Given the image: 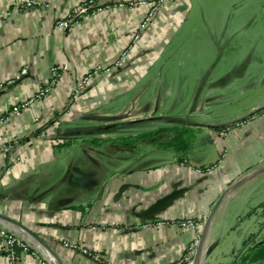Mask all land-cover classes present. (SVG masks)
I'll return each mask as SVG.
<instances>
[{"label": "crops", "instance_id": "obj_1", "mask_svg": "<svg viewBox=\"0 0 264 264\" xmlns=\"http://www.w3.org/2000/svg\"><path fill=\"white\" fill-rule=\"evenodd\" d=\"M29 1L0 0V229L28 243L30 250L20 251L21 264H41L48 257L54 264H171L191 245L192 261L200 253L198 264L212 263L225 232L218 224L213 230L215 219L221 209L220 216H228L223 204L247 202L264 176V100L236 115L219 113L215 121L214 109L209 118L203 114L198 120V106L185 118L181 109L178 120L169 111L162 118L160 107L148 103L108 110L120 93L146 75L165 28L150 27L132 45L128 60L118 64L116 59L132 44L140 7L108 0L102 11L92 8L65 32L58 19L85 0H34L37 4L28 7ZM250 60L253 64L243 63L237 76L243 87L251 82L261 92L264 53ZM97 66L111 68L94 73ZM22 69L28 72L18 79ZM89 73L83 93L73 99ZM32 97L29 106L10 116L14 105ZM95 124L109 129L101 132ZM156 124L199 129L187 162L149 141L132 148H97L87 142L138 133L136 126H143L141 131L159 128ZM73 152L57 190L47 176L58 155L70 157ZM93 167L99 168L97 184L90 187L95 191H82L87 183L83 175ZM69 177L76 181L70 183ZM187 217L196 220V229L181 227L180 220ZM0 264H9L1 249Z\"/></svg>", "mask_w": 264, "mask_h": 264}, {"label": "rangeland", "instance_id": "obj_2", "mask_svg": "<svg viewBox=\"0 0 264 264\" xmlns=\"http://www.w3.org/2000/svg\"><path fill=\"white\" fill-rule=\"evenodd\" d=\"M127 1L133 8L142 9L139 12L140 22L133 31L132 44H128L116 59V63L128 60L132 45L140 41L150 27L158 24L163 26L166 32L161 37L163 43L151 60L146 75L142 76L130 91L120 93L106 109L130 103H148L155 109L160 107L162 118H166L169 111L170 117L178 120L181 109H184V113L180 116L185 118L189 116L188 112L192 108L198 106V120H202L204 115L208 116L214 109L211 119L215 121L219 113L224 115V112L229 111L230 114L236 115L256 100H264V90L255 91L251 82L243 87L236 71L243 63L252 65L254 61L250 58L253 54L264 53V0ZM108 2L102 0L97 4L98 11H102ZM213 66L215 68L210 75L209 71ZM110 68L102 67L97 73L109 71ZM224 70H229L228 74H222ZM82 93L83 91L78 93L77 97ZM205 101L210 102L211 107ZM106 125L100 124L98 127L99 125L95 124L94 127L101 132H107L109 128ZM160 125L156 124L154 127ZM141 127L143 128L136 126V132H141ZM191 128L199 132L195 126ZM74 153L76 152L70 157L57 156L55 169L50 170L51 174L47 176L50 186L60 190L61 176L64 177L67 171L66 161L74 159ZM169 153L164 152V156ZM61 165L63 168H60ZM98 169L93 167L90 172L86 171L83 177L87 183L83 187L79 183L76 191L79 192V187L82 191H92L94 188L90 187L93 183L97 184L94 179ZM249 172L252 174L256 171H248L246 176ZM74 175L80 176L78 173ZM69 178L70 183L76 181L74 177ZM257 181V190L247 202L223 204V212L228 216L221 217V209L213 230L218 224L225 232L221 235L222 238L219 234L221 240L212 253V263L209 264H241L237 257L244 249L246 240H254L264 231V176ZM191 256L194 257V247Z\"/></svg>", "mask_w": 264, "mask_h": 264}, {"label": "trees", "instance_id": "obj_3", "mask_svg": "<svg viewBox=\"0 0 264 264\" xmlns=\"http://www.w3.org/2000/svg\"><path fill=\"white\" fill-rule=\"evenodd\" d=\"M197 130L185 125L162 126L134 134L115 138L94 137L87 140L92 146L118 145L132 148L141 141H149L158 148L174 152L180 162H187L188 153L192 149ZM71 143L72 140H68ZM241 264H264V231L254 239H247L244 249L238 257Z\"/></svg>", "mask_w": 264, "mask_h": 264}, {"label": "built area", "instance_id": "obj_4", "mask_svg": "<svg viewBox=\"0 0 264 264\" xmlns=\"http://www.w3.org/2000/svg\"><path fill=\"white\" fill-rule=\"evenodd\" d=\"M102 0H85L81 3H79L77 6H75L68 14H66L64 17L60 18L57 21V26L61 29H63L65 32H69L72 30L73 25L78 21L79 18H82L87 14L92 8H96L97 4H99ZM28 7H33L35 4H37L36 1L31 0L28 3ZM66 69V67H64ZM102 69L101 66H97L94 68V73H97L98 70ZM59 67H55L54 71L56 75L58 74ZM27 69H22L21 73L17 76L18 79L23 77L27 74ZM92 77V74H87L78 84V87L74 91L73 99L77 98L78 93L82 92L87 83L90 81ZM50 88H46L41 92L42 94H45V92L49 91ZM35 100V97H32L26 101H23L22 103H19L17 105H14L10 111V116L18 115L24 108L29 106L33 101ZM43 133V132H42ZM45 136V134H42ZM4 135H0V143L3 142ZM213 167H210L212 169ZM208 169V168H207ZM180 225L182 228H189V229H196L198 227V223L195 219L192 217H187L185 219L180 220ZM64 245L69 246L71 248H77L78 246L75 244H69L64 243ZM194 245H191L186 253V255L179 259L178 261H175L171 264H191V255L193 252ZM0 249L7 253L9 264H21V256L20 251L27 252L30 250V247L26 240L23 238H19L18 235H15L14 233H10L4 229H0ZM85 253H87V250H84ZM53 261V260H52ZM51 259L48 257L45 261H41V264H54ZM191 261V262H190Z\"/></svg>", "mask_w": 264, "mask_h": 264}, {"label": "bare ground", "instance_id": "obj_5", "mask_svg": "<svg viewBox=\"0 0 264 264\" xmlns=\"http://www.w3.org/2000/svg\"><path fill=\"white\" fill-rule=\"evenodd\" d=\"M199 256H201L200 253H199V255L197 256V258H196L194 261H192L191 264H198V263H199Z\"/></svg>", "mask_w": 264, "mask_h": 264}, {"label": "water", "instance_id": "obj_6", "mask_svg": "<svg viewBox=\"0 0 264 264\" xmlns=\"http://www.w3.org/2000/svg\"><path fill=\"white\" fill-rule=\"evenodd\" d=\"M25 228H26V227H25ZM26 229H27V228H26ZM27 230H28V229H27ZM258 234H259V233H258ZM258 234H257V235H258ZM242 251H243V250H242ZM242 251H241V252H242ZM241 252L239 253L238 257L240 256ZM238 257H237V259H238Z\"/></svg>", "mask_w": 264, "mask_h": 264}]
</instances>
